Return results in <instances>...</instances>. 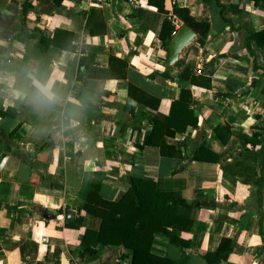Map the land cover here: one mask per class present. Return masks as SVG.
Returning a JSON list of instances; mask_svg holds the SVG:
<instances>
[{
	"label": "crops",
	"instance_id": "obj_1",
	"mask_svg": "<svg viewBox=\"0 0 264 264\" xmlns=\"http://www.w3.org/2000/svg\"><path fill=\"white\" fill-rule=\"evenodd\" d=\"M176 5L209 25L204 44L197 34L193 55L188 47L178 61L199 85L162 57L164 20L184 24ZM164 9L148 0H0V264H132L124 244L95 239V253H78L85 230L101 223L84 210L92 186L113 202L134 178L189 204L172 208L192 220L174 231L189 247L154 237L171 264H207L224 237L234 245L220 264H264V0H165ZM56 29L79 35L75 51L42 42ZM110 57L127 61L124 78L98 76ZM158 115L171 120L153 140L170 155L150 143ZM201 146L211 159H194Z\"/></svg>",
	"mask_w": 264,
	"mask_h": 264
},
{
	"label": "trees",
	"instance_id": "obj_2",
	"mask_svg": "<svg viewBox=\"0 0 264 264\" xmlns=\"http://www.w3.org/2000/svg\"><path fill=\"white\" fill-rule=\"evenodd\" d=\"M165 0H148L149 5L155 6L158 11L165 12ZM27 3L24 4L26 9ZM173 15L179 18L184 24L192 28L198 35V41L204 44L209 30L208 22L205 20H197L190 13L187 7L174 6ZM177 28L172 23L171 18L166 17L163 22L160 39L162 41L163 59L167 58L169 43L174 36ZM259 35H252L258 37ZM79 35L72 31L56 29L51 36H42V42L46 46H55L63 50L75 51L76 42ZM82 63H88V58L82 57ZM127 61L110 57V69L108 71H100V77H116L124 78L126 75ZM176 66L181 68V78L190 79L192 84L199 85V79L191 72V65H183L179 62ZM88 68H90L88 66ZM91 71V69H88ZM168 77L167 72L163 73ZM151 76H155L152 74ZM204 83V84H203ZM203 86L210 87L209 79L202 82ZM138 88L133 85L129 86V94L135 95ZM143 93V92H142ZM145 94V93H143ZM146 102L145 100H143ZM180 105L186 107L187 102L181 101L174 103L173 107ZM172 107V108H173ZM165 120H171L168 117L158 115L154 119V127L150 133V143L160 147L162 155H170L167 151L165 142H154L153 139L157 137L160 131L161 123ZM193 125L197 122L190 121ZM182 156L180 152H173ZM207 150L205 147H199L194 155L195 160H209L206 156ZM216 159V158H215ZM236 164H243L238 162ZM228 169L236 175L242 177L237 173L232 163L226 164ZM246 167V166H245ZM243 178V177H242ZM248 183V179H242ZM97 184L92 186L91 191L86 199L84 210L95 215L100 219V227L98 230L86 229L83 240L81 242V249L78 256L83 259L95 253L96 249L91 246L93 240H98L104 245H120L124 244L132 251V264H171V260L166 255L156 253L153 248V241L156 234L167 236L169 242L182 247H189L190 243L182 239L175 230L188 231L191 228L192 220L190 218L173 214L172 208L177 205H189L180 193L176 192H162L156 188V183L145 179H132L129 189L124 196L118 201H106L100 195ZM234 241L232 238L224 237L221 239L218 248L205 254L207 264H220L228 259L233 250Z\"/></svg>",
	"mask_w": 264,
	"mask_h": 264
},
{
	"label": "water",
	"instance_id": "obj_3",
	"mask_svg": "<svg viewBox=\"0 0 264 264\" xmlns=\"http://www.w3.org/2000/svg\"><path fill=\"white\" fill-rule=\"evenodd\" d=\"M196 36L197 33L188 25L183 24L180 26L169 43L167 56L169 66L175 65L179 61L182 53L196 39ZM85 68V65H82L81 74H84Z\"/></svg>",
	"mask_w": 264,
	"mask_h": 264
},
{
	"label": "rangeland",
	"instance_id": "obj_4",
	"mask_svg": "<svg viewBox=\"0 0 264 264\" xmlns=\"http://www.w3.org/2000/svg\"><path fill=\"white\" fill-rule=\"evenodd\" d=\"M193 43V42H192ZM190 44L188 47H190V48H188V50H187V53L189 54V55H193V53H194V46H193V44ZM186 48V49H187Z\"/></svg>",
	"mask_w": 264,
	"mask_h": 264
},
{
	"label": "built area",
	"instance_id": "obj_5",
	"mask_svg": "<svg viewBox=\"0 0 264 264\" xmlns=\"http://www.w3.org/2000/svg\"><path fill=\"white\" fill-rule=\"evenodd\" d=\"M93 4L100 5L104 0H90ZM178 28V26H177ZM176 33V32H175ZM198 72L201 73V69H198Z\"/></svg>",
	"mask_w": 264,
	"mask_h": 264
}]
</instances>
